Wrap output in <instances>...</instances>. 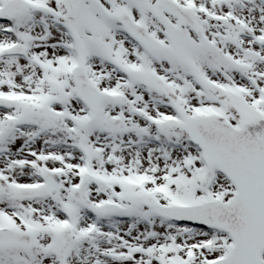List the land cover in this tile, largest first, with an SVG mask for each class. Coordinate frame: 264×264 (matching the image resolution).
<instances>
[{
	"label": "snow or ice",
	"instance_id": "1",
	"mask_svg": "<svg viewBox=\"0 0 264 264\" xmlns=\"http://www.w3.org/2000/svg\"><path fill=\"white\" fill-rule=\"evenodd\" d=\"M0 264H264V0H0Z\"/></svg>",
	"mask_w": 264,
	"mask_h": 264
}]
</instances>
